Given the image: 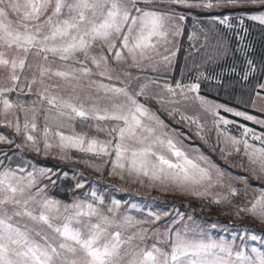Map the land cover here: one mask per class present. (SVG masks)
Masks as SVG:
<instances>
[{
	"label": "snow or ice",
	"instance_id": "snow-or-ice-1",
	"mask_svg": "<svg viewBox=\"0 0 264 264\" xmlns=\"http://www.w3.org/2000/svg\"><path fill=\"white\" fill-rule=\"evenodd\" d=\"M157 2L0 0V72L5 73L6 81L0 85V125L13 128L37 152L41 151V142L45 153L56 147L61 158H67L68 150H75L99 161H78L97 172L110 165L109 175L141 184L147 180L150 187L156 183L184 189L200 185L204 191L193 190L191 194L204 196L217 184L223 187V173L217 171L214 180L210 168L190 158L163 131L164 122L138 99L147 94L149 83L133 89V82H138L140 77H132L127 71L132 67L142 69L145 61L153 60V55L166 64L175 56V52L161 55L160 48L164 45V51H168L166 45L173 43L169 37L181 35L179 21L186 17L173 7L160 11L155 7ZM167 3L203 9L242 4L264 6V0H198L196 3L167 0ZM248 19L264 24V13ZM219 23L231 27L228 16L219 19ZM244 78L247 79V73ZM83 81L88 82L89 91L82 98ZM150 83L158 82L152 79ZM33 86H36L34 92ZM158 87L173 97L179 90L187 98L186 93L198 92L199 84L184 85L177 81L174 87L167 82ZM12 93L35 95L36 99L13 100ZM196 99L213 115L217 114L216 109L223 108L264 126V120L252 115L213 105L199 95ZM21 114L24 115L22 126ZM41 114L44 126L38 138L34 133L40 131ZM181 119L198 123L195 118L183 115ZM50 121L55 122V130L50 127ZM221 122L231 123L220 116L215 121L217 127ZM77 123L87 130L76 132ZM240 127L243 138L229 139L237 152L239 145H243L251 175L262 184L254 189L258 194L250 206L238 207L236 214L247 213L264 222V147H255L247 139L251 136L264 145V133L257 134L244 125ZM66 128L71 129V134H66ZM92 131L96 135H90ZM100 134L105 138L101 139ZM4 140L6 137L0 135V141ZM17 172L24 173L25 169L0 171V264H264V251L256 247L250 253L243 249L234 252L229 243L190 237L187 231L171 235L170 229L164 233L167 239L163 247L159 246L157 232V243L129 250L126 246L133 239L145 241L148 229L123 238L120 229L131 225L133 218L124 216L122 223L116 220L118 201H113V207L107 209L111 215L95 206L94 202L103 203L95 191L91 193L93 202L77 200L61 205L44 196V188L37 184L36 176H48L51 169L34 170L26 176ZM76 187L82 188L83 184ZM228 191L231 196L239 195L231 185ZM159 219L156 215L155 220ZM249 238L257 239L255 235Z\"/></svg>",
	"mask_w": 264,
	"mask_h": 264
},
{
	"label": "rangeland",
	"instance_id": "rangeland-1",
	"mask_svg": "<svg viewBox=\"0 0 264 264\" xmlns=\"http://www.w3.org/2000/svg\"><path fill=\"white\" fill-rule=\"evenodd\" d=\"M192 2L196 3L198 0H192ZM155 7L162 12L173 7L186 19L179 21L181 35L169 37L173 43L166 45L168 51H164V45L160 48L161 55H170L171 52H175L171 63L166 64L161 61L160 57L153 55V60L145 61L142 69L127 68L132 77H140L138 82H133L132 87L138 90L141 83H149L147 94L138 98L140 102L164 122L163 131L172 136L190 158L202 167L210 168L214 180L217 171L223 173V187L217 184L208 189L207 195L194 196L191 191L203 192L204 188L196 185L192 189H184L171 184L160 185L159 183L150 187L147 180L144 184L127 179L121 180L117 176L108 174L110 165H105L102 172H97L94 168L78 162L89 159L99 163L95 158L85 156L75 150H68L67 158H61L62 154L56 147L45 153L41 142V151L37 152L27 146L26 141L13 128L4 125H0L5 130H0V135L6 137V140L0 141V171L24 168L25 172H17V175L26 176L27 172L34 170L51 169L48 176H36L37 184L44 188V196L59 201L61 205L71 204L77 200L93 202L91 193L95 191L103 201V203L94 202L95 206L105 214L111 215L107 213V209L113 207V201H118L116 220L122 223L124 216L133 218L131 225H124L120 229L123 238L127 239L128 236H133L142 229H148L145 241L141 242L138 238L133 239L131 244L126 246L129 250L137 246L150 247L157 243V232L159 233V246L163 247L167 239L164 233L170 229L171 235H174L176 231L182 233L187 231L190 237L229 243L233 246L234 252L243 249L250 253L253 247L264 251V222L247 213L236 214L238 207L250 206L255 195L258 194L254 189L258 188L262 182L251 175V166L247 157L244 156L243 145H239L240 152H237L229 139V137L243 138V129L240 125L253 129L257 134L264 133V126L225 112L223 108L216 109L217 114L213 115L206 111L196 99L199 95L213 105H224L235 111L252 115L258 120H264V90H260V84L264 78V64L261 67L257 64V60L256 62L252 60L250 54L257 40L248 28V22L256 23L248 17L264 13V6L242 4L235 7L203 9L170 6L167 0H158ZM224 16L229 17L231 27L219 23V19ZM214 17L216 19H213ZM189 36L193 38L190 40ZM98 50L93 49V51ZM117 70H120V66H117ZM246 73L247 79L244 78ZM152 79L158 83H150ZM177 81L184 85L199 84L198 92L186 93L187 98H185L177 90V95L173 97L162 92L158 87L164 82L174 87ZM82 83L85 86L81 94L83 98L89 89L87 81ZM5 84V73L0 72V85ZM35 88L36 86H33V92ZM161 97H163V102H161ZM11 98L30 102L35 100L36 96L27 94L17 96L16 93H12ZM170 112L171 115H169ZM182 115L195 118L198 123H193L191 119L182 120ZM220 116L231 123L224 125L221 122L217 127L215 121L219 120ZM23 120L24 115L21 114V126ZM43 126L44 117L41 114L38 117L40 131L34 133L38 138ZM50 127L55 130V122L50 121ZM75 130L81 132L87 129L81 128L77 123ZM64 131L66 134H71V129L66 128ZM8 132L14 135L15 142H12V137L7 134ZM89 134L96 135L94 131ZM100 138L105 137L100 134ZM247 139L255 147H264L251 136ZM204 147L214 152L215 159L219 162H215L205 153ZM22 150L38 153L44 158L69 162L74 166L61 170L57 167L36 163L22 153ZM200 156L205 159L200 160ZM78 183H82L83 187L77 188ZM229 185L236 188L238 192H242L243 198L223 208L220 212H214L195 202L197 198H206L211 203H214L216 199L223 202L229 195ZM156 215L160 216L159 220H155ZM136 221L143 223H136ZM252 235H255L257 239L251 240L249 237Z\"/></svg>",
	"mask_w": 264,
	"mask_h": 264
},
{
	"label": "trees",
	"instance_id": "trees-1",
	"mask_svg": "<svg viewBox=\"0 0 264 264\" xmlns=\"http://www.w3.org/2000/svg\"><path fill=\"white\" fill-rule=\"evenodd\" d=\"M250 28V31L254 33L256 40V43H254V48L252 49L251 52V57L253 62L258 61L257 64H259L261 67L264 64V26L253 23V22H248ZM255 58V59H254ZM258 78V77H257ZM225 79V78H224ZM223 79V81H225ZM258 80V79H257ZM0 130L5 131L2 127H0ZM10 137H12V142H15L16 138L14 135L10 134L9 132L7 133ZM203 151L207 153L215 162H219L218 159H215L214 152L209 151L207 148H203ZM22 153L27 155L32 161L36 163H41L46 166L50 167H57L58 169H70L74 165H71L69 162H60L57 160H52L49 158H44L41 157L38 153L28 151V150H22ZM238 196H231L230 194L227 196L226 200L223 202H220L219 204L217 203H211L208 201L206 198H197L195 202L198 204L205 206L207 209L212 210L214 212H220L223 208L229 207L230 205L240 201L243 198L242 192H238Z\"/></svg>",
	"mask_w": 264,
	"mask_h": 264
},
{
	"label": "crops",
	"instance_id": "crops-1",
	"mask_svg": "<svg viewBox=\"0 0 264 264\" xmlns=\"http://www.w3.org/2000/svg\"><path fill=\"white\" fill-rule=\"evenodd\" d=\"M261 11H262V10H261ZM255 22H256L257 24H260L258 21H255ZM261 25H262V24H261ZM263 25H264V24H263ZM261 85H264V78H263V80H262L260 86H261ZM260 90H264V88L261 87Z\"/></svg>",
	"mask_w": 264,
	"mask_h": 264
}]
</instances>
